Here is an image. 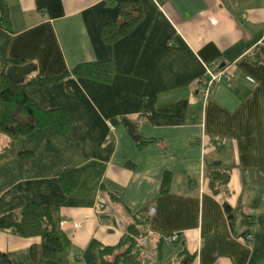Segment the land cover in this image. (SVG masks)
I'll return each mask as SVG.
<instances>
[{
  "label": "crops",
  "instance_id": "0c3cea01",
  "mask_svg": "<svg viewBox=\"0 0 264 264\" xmlns=\"http://www.w3.org/2000/svg\"><path fill=\"white\" fill-rule=\"evenodd\" d=\"M4 2L12 30L0 25V81L8 63L33 65L27 81L106 61L114 76L27 88L73 125L15 140L0 133V217L31 202L58 207L70 264H100L137 216L147 223L140 264H264V0ZM135 6L136 27L105 42L103 27ZM215 61L232 64L234 78L203 101L193 84ZM213 168L229 174L218 194ZM67 170L80 176L71 194L60 182ZM41 247L40 237L0 231V264H56Z\"/></svg>",
  "mask_w": 264,
  "mask_h": 264
},
{
  "label": "trees",
  "instance_id": "16d2710c",
  "mask_svg": "<svg viewBox=\"0 0 264 264\" xmlns=\"http://www.w3.org/2000/svg\"><path fill=\"white\" fill-rule=\"evenodd\" d=\"M140 19L139 7L125 9L119 22L109 23L103 27L102 34L105 42L114 44L129 34ZM0 25L8 31L12 30L9 9L4 0H0ZM10 66L11 63L6 65L0 81V133L9 137L10 140L25 137L47 128L68 133L73 125L71 117L64 111L41 109L28 96V87L45 86L67 75L108 84L114 76L113 63L106 61L81 64L70 73L60 77L36 78L27 81L26 78L34 71L26 76L23 82L16 83L7 76ZM133 137L136 139L135 136ZM140 140L141 138L137 139L139 147L148 143ZM23 157L25 156L23 155ZM214 169H209L207 174L210 178L211 189L215 194H218L228 184L229 174L227 172L219 173ZM79 177V173L74 170H67L62 174L60 182L66 193L74 192ZM170 181L171 176L166 173L161 187L162 194L168 193ZM226 211L229 212L230 209L226 207ZM146 224L139 221L138 216L134 217L119 244L115 247L105 248L100 252V264H140L139 240L147 237ZM60 225L61 217L58 207L37 202L28 203L17 212L0 217V231L11 232L21 238L40 237L42 239L41 253L44 260L56 264H70V242L61 231ZM36 256L37 251L33 248L31 257L35 259Z\"/></svg>",
  "mask_w": 264,
  "mask_h": 264
},
{
  "label": "built area",
  "instance_id": "2783aa9c",
  "mask_svg": "<svg viewBox=\"0 0 264 264\" xmlns=\"http://www.w3.org/2000/svg\"><path fill=\"white\" fill-rule=\"evenodd\" d=\"M234 78V72L232 71V64L229 62L215 61L207 65L206 74L204 77L197 79L193 87L197 95H199L200 99L203 101L207 100L212 90L221 82L225 81L229 83ZM110 140V137L107 138ZM154 211V210H152ZM79 225L77 224L76 227ZM169 242H177L179 240L178 235H172L167 237ZM252 240V236L248 235L245 238V241L250 242ZM140 246H145L147 244V237L139 240Z\"/></svg>",
  "mask_w": 264,
  "mask_h": 264
},
{
  "label": "water",
  "instance_id": "95a60500",
  "mask_svg": "<svg viewBox=\"0 0 264 264\" xmlns=\"http://www.w3.org/2000/svg\"><path fill=\"white\" fill-rule=\"evenodd\" d=\"M34 72L33 65H24V66H14L8 69L7 76L16 83H21L24 81V78ZM124 124L128 127L129 134L135 136L136 139H139V135L136 133V127L125 120Z\"/></svg>",
  "mask_w": 264,
  "mask_h": 264
}]
</instances>
